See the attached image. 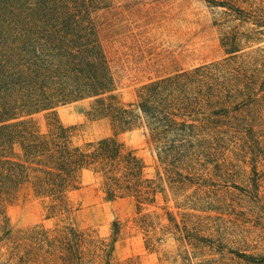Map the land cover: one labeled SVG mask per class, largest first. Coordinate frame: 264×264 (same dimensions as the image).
<instances>
[{
    "label": "trees",
    "instance_id": "16d2710c",
    "mask_svg": "<svg viewBox=\"0 0 264 264\" xmlns=\"http://www.w3.org/2000/svg\"><path fill=\"white\" fill-rule=\"evenodd\" d=\"M140 1L0 0V222L8 221L6 209L21 190L45 203L47 218L63 217L89 172L106 201L130 199L135 215L163 210L185 264H228L226 254L231 264H263L206 234L203 224L180 225L166 202L171 193L179 209L185 193L198 195L214 171L229 176L232 157H239L235 144L261 141L264 48L248 44L264 36V0H204L237 21L220 26L222 58L150 80L124 102L101 28L119 7ZM84 100L92 101L93 117L108 120L109 137L78 144L75 127L61 122L58 107ZM134 130L145 135L151 165L120 140ZM120 226L112 223L108 239L74 226H35L23 237L33 245L24 246L43 260L37 264H111ZM188 248L200 251L197 259Z\"/></svg>",
    "mask_w": 264,
    "mask_h": 264
},
{
    "label": "rangeland",
    "instance_id": "374dc122",
    "mask_svg": "<svg viewBox=\"0 0 264 264\" xmlns=\"http://www.w3.org/2000/svg\"><path fill=\"white\" fill-rule=\"evenodd\" d=\"M141 1L127 8L119 7L101 28L107 58L117 81V93L124 102H132L136 89L150 80L221 59L220 26L237 24L223 9L210 8L204 0ZM261 37V42L248 45L263 49L264 36ZM92 106L91 100H84L57 108L61 122L75 127L74 141L78 144L111 135L108 120L90 114ZM120 140L152 164L142 130L125 133ZM234 149L239 151V157H232L229 176L214 171L212 182L198 195L193 193L194 189L185 193L179 209L175 208L174 196L168 193L167 207L176 213L180 225L182 221L203 224L206 234L213 233L229 247L247 250L264 259V127L260 142L237 143ZM69 202L71 209L66 215L47 218L45 203L21 190L16 201L6 209L8 221L0 222V264L43 261L24 246L33 245L23 237L35 226L46 229L74 226L108 239L114 221H119L121 226L111 264L186 263L176 236L168 233L170 227L168 231L165 229L170 223L160 208L152 207L135 215L130 199L106 201L89 172L83 174L82 186L70 193ZM166 203L159 199L158 206ZM178 211L188 215L180 216ZM146 213L152 214L150 222L141 218ZM156 214L160 217H155ZM156 237L162 239L154 245L145 243ZM188 250L197 259L194 256L200 251ZM224 257L228 258L229 254ZM227 258L223 261L231 264Z\"/></svg>",
    "mask_w": 264,
    "mask_h": 264
}]
</instances>
